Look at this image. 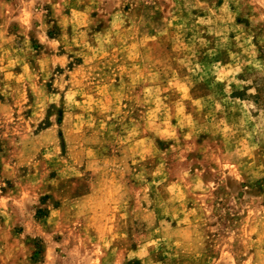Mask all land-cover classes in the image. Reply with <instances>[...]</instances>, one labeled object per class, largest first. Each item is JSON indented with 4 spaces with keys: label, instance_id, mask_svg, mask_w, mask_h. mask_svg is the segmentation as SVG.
Returning a JSON list of instances; mask_svg holds the SVG:
<instances>
[{
    "label": "rangeland",
    "instance_id": "1",
    "mask_svg": "<svg viewBox=\"0 0 264 264\" xmlns=\"http://www.w3.org/2000/svg\"><path fill=\"white\" fill-rule=\"evenodd\" d=\"M9 32L0 264H264V0H14Z\"/></svg>",
    "mask_w": 264,
    "mask_h": 264
},
{
    "label": "crops",
    "instance_id": "2",
    "mask_svg": "<svg viewBox=\"0 0 264 264\" xmlns=\"http://www.w3.org/2000/svg\"><path fill=\"white\" fill-rule=\"evenodd\" d=\"M0 8L2 9L0 17V35L4 37L5 35H10L11 39L14 37V34H10L9 32L10 26L14 23V0H0Z\"/></svg>",
    "mask_w": 264,
    "mask_h": 264
}]
</instances>
